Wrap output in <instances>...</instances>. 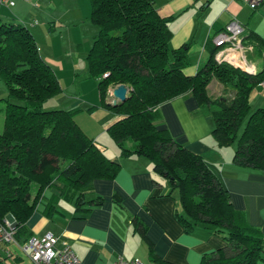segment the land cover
<instances>
[{
  "label": "trees",
  "instance_id": "1",
  "mask_svg": "<svg viewBox=\"0 0 264 264\" xmlns=\"http://www.w3.org/2000/svg\"><path fill=\"white\" fill-rule=\"evenodd\" d=\"M89 2V20L97 31L85 58L88 75L97 83L101 107L118 116L108 133L120 156L148 159L155 174L177 192L180 213L175 216L185 233L201 227L226 242L224 248L204 255L200 264L264 260V234L233 207L229 192L203 159L155 126L160 105L190 95L197 103L195 114L212 120L215 145L235 146L233 164L264 172V108L251 112L249 104L252 90L264 82V70L246 72L218 63L215 47L203 69L193 77L185 76L182 69L188 64V45L169 47L171 17L157 14L155 0ZM242 45L251 46L258 56L264 47L252 36L243 38ZM213 79L223 86V97L208 95L207 86ZM0 81L6 91L0 132V223L10 215L14 241L23 245L31 238L26 222L44 189L59 182L60 195L78 210L93 182L115 179L120 165L81 130L74 112L43 108L61 87L22 23L0 19ZM117 85H125L128 95L123 104L112 107L107 90ZM32 184L37 191L31 199ZM114 200L120 202L116 196ZM142 238L151 261L167 264L154 255L144 231Z\"/></svg>",
  "mask_w": 264,
  "mask_h": 264
},
{
  "label": "crops",
  "instance_id": "2",
  "mask_svg": "<svg viewBox=\"0 0 264 264\" xmlns=\"http://www.w3.org/2000/svg\"><path fill=\"white\" fill-rule=\"evenodd\" d=\"M47 1H50V5L54 2L64 3L67 11L62 15L65 17L67 13H71L76 17L73 20L75 24L71 28L68 27L69 31L64 32L70 36L65 42L58 44L57 50L50 39L56 25L51 20L53 16L49 9L43 5L33 7L30 5L31 0H16L13 8L0 7V10L5 8V15L10 18H16L22 13L19 17L25 19L22 11H28L30 15L34 9V13L41 18L43 16L50 24L47 27L42 22L34 35L39 55L51 67L60 85L65 64L58 57L68 55L67 50L70 52L71 61L68 67L78 78L79 61L91 48L90 46L87 50L88 44L82 36L75 34L74 40L71 39V32H79L80 24L87 22L90 24L88 31L91 32L93 41L97 28L90 22L89 16L83 20L77 8L81 1H76V7L66 4L68 0ZM155 7L160 17H171L168 24L171 32L169 47L178 49L188 45V64L182 69L185 76L193 77L205 67L215 49L213 38L232 20H236L243 27L244 39L252 36L264 44V5L251 10L241 0H155ZM62 15H59L60 18ZM22 24L26 26V21ZM30 25L34 27L36 22ZM81 41L85 44L82 45ZM244 48V59L241 58L243 60L240 61H243L245 67L256 73L264 70V47L260 56L255 50L252 51L251 46ZM115 87H109L107 92L110 94ZM62 92L61 88L59 95L49 99L56 101L43 108L67 109L66 97L60 99ZM207 92L210 97L219 98L224 89L213 79L207 86ZM5 97V88L0 83V132L3 129ZM58 99L62 104L57 102ZM70 103L71 109L65 111L74 112L75 123L93 139L104 155H108L107 158L120 165V169L113 180H95L91 189L85 192L84 202L78 210L74 202L60 195L62 185L59 182L55 181L44 189L26 222L31 237L52 234L61 243H67L82 264H113L119 258H137L142 264H155L151 261L149 247L142 238V231L152 243L154 255L167 264H200L204 255L226 246L222 238L208 233L201 227L195 228L191 233H185L175 216V213H180L177 192L155 174L148 159L136 155L121 157L119 148L117 149L111 140L105 139L104 127L108 132L109 126L115 120L109 119L104 123L98 119L79 120L80 117L76 115L80 111V108L76 107L77 104L80 105L79 101ZM251 103L256 109L264 108V82L252 90L249 96V104ZM101 108L102 111L111 113ZM196 109L197 103L190 95L177 97L158 107L160 118L155 122V126L167 130L175 142L199 155L221 186L229 192L233 207L245 214L250 226L264 234V172L234 165V149L228 151V147L218 148L215 145L211 137L210 121L203 115L195 114ZM101 143L111 151H107L108 148ZM233 147L235 148H229ZM36 191L37 185L31 193V199ZM115 196L120 199L119 203L114 200ZM0 259L3 264H35L16 244H0ZM257 264H264V260Z\"/></svg>",
  "mask_w": 264,
  "mask_h": 264
},
{
  "label": "rangeland",
  "instance_id": "3",
  "mask_svg": "<svg viewBox=\"0 0 264 264\" xmlns=\"http://www.w3.org/2000/svg\"><path fill=\"white\" fill-rule=\"evenodd\" d=\"M76 1L77 0H68L66 2V4L71 5L72 7H76ZM79 1H81V2L78 3L77 8H78L80 14H82V16L84 18L83 20H85V17L89 16V14H90V10H91L90 2H89V0H79ZM15 4H16V2H15ZM30 5H33V7L36 6L37 8L39 7V5L40 6L43 5V7H45L46 9H49L52 12L53 17L51 20L55 23L56 27H54L55 31L53 30V32L51 33L52 35L50 36V39L54 42L55 50H57L58 44L65 42L67 37L70 36L69 33H64V32L66 30L69 31L71 26L73 24H75V23H73V20H75L76 17L71 13H67V16L64 17L62 14L67 11V9H66L67 7L64 5V3H61V2H59V3L54 2V3H51V5H50V1H47V0L45 2H43L42 0H31ZM249 11L251 12V10H249ZM5 12H6V9L1 8L0 19L3 22L22 23L25 20L26 21V27L32 33V35H34L36 33L38 26L42 22H44V26L49 27V25H50L46 22V20L43 16L41 18L38 14L34 13V12H36V10H34V9H32V12L30 15L27 13L28 11H26V12L22 11L25 14V19H22L21 17H19L20 15H22V13H20V15L16 18H14V17L10 18V17H7V15H5ZM59 15H62L61 18ZM33 22H36V25L34 27L30 25ZM80 25H81L80 26L81 27V30H80L81 33H80V31L74 32V33L71 32V39L74 40L75 37H73V36L75 34H76V36L84 37L86 43L88 44L86 47L88 50V48L91 46V43H92V41H91L92 36H90L91 32L88 31V27H90L89 26L90 24L87 22H83ZM47 27H46V31H47ZM68 27H70V28H68ZM34 39H36L35 35H34ZM81 44L84 45L85 43H82V41H81ZM59 52L61 54V51H59ZM67 54L68 55H60V57H58L65 64V72L63 73V75H61V78H60V86H61L62 91H63L61 96H60V99H63L66 97L65 104L67 103V109H65V110L71 109V107H70L71 103L70 102H78L79 101L81 106L79 104L76 105V107L80 108L79 109L80 111L76 114L77 117H80V118H78L79 120L84 119L85 121H90V120L98 119L103 123L109 119H112V121L118 120L117 115H115L113 113L108 114L106 111H102L96 81L88 76L87 63L84 59V57H86L87 53H86V55H84L85 53H81V55H84V56L79 61V73L78 74L80 77L78 76V78H76L74 76V74L71 73L70 68L68 67L69 63L71 61L69 58L70 52H68V50H67ZM236 59H238V58H236ZM241 62L243 63V61H241ZM230 65L240 69L241 71H243L242 68H240L238 66H235L232 64H230ZM0 83H1L2 87H4L3 83L2 82H0ZM108 95H110V94L108 93ZM221 97H223V95ZM110 98H111V96H110ZM211 98L216 99L215 97H211ZM55 101L56 100H49L47 102V104L46 103L44 104V108H47L48 106L52 105ZM57 102L62 104L59 99L57 100ZM65 104H63V106H65ZM250 106H251L250 111L254 112L256 110L255 105L253 103H251ZM252 108H254V109H252ZM89 110H92V112L90 113ZM100 111H102V112H100ZM100 115H104V116L100 117ZM206 120L210 121L209 123L212 126V120H210V118L206 119ZM110 121H109V124H110ZM245 122H246L245 120L242 122V124L238 130V136H240V134L243 130V127L245 125ZM106 129H105V127L103 129L104 134H105V139L111 140L116 145V143L111 138V136L106 131ZM102 146H104L105 148H108L107 151H109V152L111 151L108 146H105L104 144H102ZM104 147H102L103 150H104ZM117 149H118V146H117ZM227 149H228V151H232V149H234V147L233 148L228 147ZM105 156H108V155L106 154ZM35 188H36V185L32 184L31 188H30V194L34 192ZM262 257H264V254H262Z\"/></svg>",
  "mask_w": 264,
  "mask_h": 264
},
{
  "label": "built area",
  "instance_id": "4",
  "mask_svg": "<svg viewBox=\"0 0 264 264\" xmlns=\"http://www.w3.org/2000/svg\"><path fill=\"white\" fill-rule=\"evenodd\" d=\"M241 1L246 3L251 10H256L264 5V0ZM0 5L12 8L15 6V0H0ZM242 39L243 27L236 20L230 21L225 29L213 38V43L217 48L214 59L218 63L226 62L232 65H234L230 60L232 57L243 60L242 52L245 51V48L242 45ZM247 49L250 50V48ZM13 226L14 222L8 219H5L4 223H0V244L18 245L13 238ZM18 248L35 264H82L68 244L61 243L52 234L42 237L33 236L23 245H18ZM113 264H142V262L137 258L131 260L119 258Z\"/></svg>",
  "mask_w": 264,
  "mask_h": 264
},
{
  "label": "water",
  "instance_id": "5",
  "mask_svg": "<svg viewBox=\"0 0 264 264\" xmlns=\"http://www.w3.org/2000/svg\"><path fill=\"white\" fill-rule=\"evenodd\" d=\"M127 95L128 88L125 85H117L110 93L111 101L109 102V105L115 107L119 104H123L127 99ZM7 219L14 222L13 218L10 215L7 216Z\"/></svg>",
  "mask_w": 264,
  "mask_h": 264
},
{
  "label": "bare ground",
  "instance_id": "6",
  "mask_svg": "<svg viewBox=\"0 0 264 264\" xmlns=\"http://www.w3.org/2000/svg\"><path fill=\"white\" fill-rule=\"evenodd\" d=\"M230 60L234 63V65L242 68L243 71H244V68H245L246 71L252 72V69H250L249 67H245L246 65H244V63H242L241 61H239L235 57L230 58Z\"/></svg>",
  "mask_w": 264,
  "mask_h": 264
}]
</instances>
